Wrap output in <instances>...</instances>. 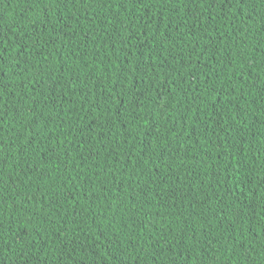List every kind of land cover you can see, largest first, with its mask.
Instances as JSON below:
<instances>
[{
  "label": "trees",
  "instance_id": "16d2710c",
  "mask_svg": "<svg viewBox=\"0 0 264 264\" xmlns=\"http://www.w3.org/2000/svg\"><path fill=\"white\" fill-rule=\"evenodd\" d=\"M0 264H264V0H0Z\"/></svg>",
  "mask_w": 264,
  "mask_h": 264
}]
</instances>
